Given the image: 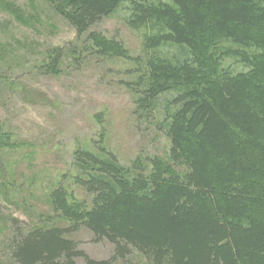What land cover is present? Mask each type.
<instances>
[{"label": "trees", "instance_id": "16d2710c", "mask_svg": "<svg viewBox=\"0 0 264 264\" xmlns=\"http://www.w3.org/2000/svg\"><path fill=\"white\" fill-rule=\"evenodd\" d=\"M47 1L82 41L68 50L75 60L139 64L120 41L93 30L124 3L130 27H161L146 40L151 54L128 87L138 118L152 117L160 97L171 95L155 125L169 151L164 158L138 156L126 167L107 149H76L74 180L86 198L61 183L49 200L66 225L22 230L11 219L0 264H133L136 255L147 264H264V0ZM225 43L235 48L221 50ZM164 47L177 52L167 56ZM66 54L51 49L41 65L23 70L31 61L15 69L0 56V100L26 92L18 73L61 75ZM223 57L245 70L224 67ZM5 128L0 122V152L16 146ZM3 170L0 160L2 176ZM82 228L95 242L111 243L113 255L97 260L81 250L68 236Z\"/></svg>", "mask_w": 264, "mask_h": 264}, {"label": "rangeland", "instance_id": "374dc122", "mask_svg": "<svg viewBox=\"0 0 264 264\" xmlns=\"http://www.w3.org/2000/svg\"><path fill=\"white\" fill-rule=\"evenodd\" d=\"M164 1L168 0H152ZM129 4L124 3L111 16L103 18L94 31L109 40L120 41L138 63L116 57L72 58L69 49L80 46L76 32L59 16L47 0H0V56L8 66L20 61H36V68L51 49L62 48L68 55L59 76L18 73L26 92L11 93L0 100V122L11 131L13 149L0 152L3 176L0 175V263L8 255L11 236L10 220L22 230L66 225L55 217L49 194L63 184L75 198L86 194L75 184L77 168L73 153L82 148L113 152L128 167L134 159L162 157L169 151V141L155 128L163 118L164 102L171 95L161 96L152 117L135 114V94L128 87L142 71L144 60L151 54L145 49L148 38L161 31L154 22L132 28ZM235 48L229 43L221 50ZM165 55L176 53L174 47L160 50ZM27 58V59H26ZM79 59V60H78ZM223 66L231 71L245 70L233 57H223ZM28 90H27V89ZM69 238L80 244L91 258L103 260L114 253L109 242H95L92 233L82 228ZM82 262V261H80ZM133 264H147L136 255Z\"/></svg>", "mask_w": 264, "mask_h": 264}]
</instances>
